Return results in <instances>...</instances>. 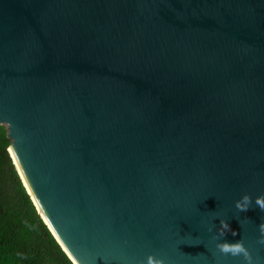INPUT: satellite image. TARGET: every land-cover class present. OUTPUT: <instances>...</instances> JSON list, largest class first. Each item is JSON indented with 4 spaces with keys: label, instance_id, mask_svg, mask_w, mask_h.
Masks as SVG:
<instances>
[{
    "label": "water",
    "instance_id": "obj_1",
    "mask_svg": "<svg viewBox=\"0 0 264 264\" xmlns=\"http://www.w3.org/2000/svg\"><path fill=\"white\" fill-rule=\"evenodd\" d=\"M0 124L75 264H264V0H0Z\"/></svg>",
    "mask_w": 264,
    "mask_h": 264
},
{
    "label": "trees",
    "instance_id": "obj_2",
    "mask_svg": "<svg viewBox=\"0 0 264 264\" xmlns=\"http://www.w3.org/2000/svg\"><path fill=\"white\" fill-rule=\"evenodd\" d=\"M0 124V264H75L45 223L10 154Z\"/></svg>",
    "mask_w": 264,
    "mask_h": 264
},
{
    "label": "clouds",
    "instance_id": "obj_3",
    "mask_svg": "<svg viewBox=\"0 0 264 264\" xmlns=\"http://www.w3.org/2000/svg\"><path fill=\"white\" fill-rule=\"evenodd\" d=\"M255 205L260 211H264V195H258L253 200L250 194L245 193L239 200L235 202V207L239 212H247ZM259 238L257 243L264 245V223L259 224ZM231 231L233 236L238 233L230 228L227 221H221V235L226 231ZM216 252L224 256L241 257L243 264H258V260L254 258L252 251L244 243L242 239L235 241H222L215 244ZM135 264H169V261L162 255L153 252L146 259L136 261Z\"/></svg>",
    "mask_w": 264,
    "mask_h": 264
},
{
    "label": "bare ground",
    "instance_id": "obj_4",
    "mask_svg": "<svg viewBox=\"0 0 264 264\" xmlns=\"http://www.w3.org/2000/svg\"><path fill=\"white\" fill-rule=\"evenodd\" d=\"M9 150L11 151V154H12V156H13L15 162H16V165H17V167H18V169H19V171H20V173H21V176H22V178H23V180H24V182H25L27 188L29 189L31 195L33 196V198H34V200H35V202H36V204H37V206H38L39 211L41 212V214H42V216L44 217V219H45L48 223H50L49 220H48V218H47V216L45 215L44 211L42 210L41 206H40V205L38 204V202H37V199H36V197H35V195H34L32 189H31V187H30V185H29V183H28V181H27V178H26L24 172H23V169H22V167H21V164H20V162H19V159H18V157H17V154H16L15 150L13 149L12 146H10ZM50 225H51V223H50ZM51 227H52V225H51ZM52 229L54 230L53 227H52ZM54 231H55V230H54ZM55 233H56V232H55Z\"/></svg>",
    "mask_w": 264,
    "mask_h": 264
}]
</instances>
